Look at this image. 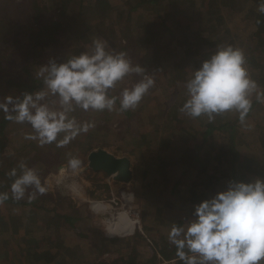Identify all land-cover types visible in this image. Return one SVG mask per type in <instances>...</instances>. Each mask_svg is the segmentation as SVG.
<instances>
[{"label":"rangeland","instance_id":"obj_1","mask_svg":"<svg viewBox=\"0 0 264 264\" xmlns=\"http://www.w3.org/2000/svg\"><path fill=\"white\" fill-rule=\"evenodd\" d=\"M60 1L0 0V102L6 96L19 97L26 93L29 85L15 88L12 85L13 81L22 79L26 81L28 80L26 78L30 77L40 82L43 77L38 73L49 59L54 58L58 63L64 62L73 55L89 50L95 39L107 41L109 51L124 52L134 66L139 64L144 68L145 72L141 74L150 75L155 84L144 96L140 105L129 112L84 111L77 107L71 113L77 123H91L94 126L87 133L82 132L63 147H57L55 143L41 147L37 141L26 140L25 136L33 131L31 126L27 123L17 124L13 120L8 121L5 130L6 146L0 153V164L3 162L4 165L10 166L8 163L11 162L16 165L17 162L23 160L22 163L36 169L48 190L44 195L37 196L40 199L39 206L43 208V210L39 209L41 210L40 218H34L27 213L21 221H24V224H21L22 228H26L27 225L29 227L25 230V236L24 233L22 234L26 238L25 242L18 240L20 234L14 232L13 224L10 225L8 221H3L0 215V223H7V225L3 224L6 232L1 233L0 229V264H44L35 263L33 259L26 258V248L32 246L46 252L52 251L57 255L55 258L49 256L54 260L49 264L64 263L62 261L70 264H78L79 261H82V264H90L93 261H110L114 257L119 258L120 252H126L132 245L139 248V259L143 261L142 263L150 264V258L154 251H157V244L161 242L160 240H168L170 226L164 224L165 218L172 215L176 222L178 221L176 218L187 222L192 218L194 206L201 201L199 194L193 197L189 195L185 199L182 197L178 199L176 202L181 206L176 207L171 198L168 199L169 190H172V186L175 185L173 179H176L178 173L175 166H183L197 156L212 158L205 147L214 143L222 145L230 143L229 131L207 137L203 133L206 128L205 123L208 121L206 116H202L204 119L202 117L200 119L191 118L180 110L188 98L185 84L193 75V70L186 63L185 56H179L182 54L180 42L184 41L188 34L192 39L200 38L191 10L194 11L193 7L197 9L203 0H178L179 2L171 4L173 13L171 9L165 10V5L168 7V1L138 6V0H111V7L109 6L107 11L98 9L81 11L78 3L73 2L70 7L64 9ZM238 1L239 3H234V9L225 7L222 10L225 21L232 29V33L225 39V44L231 43L232 36L239 42L235 35L237 29L245 32V35L241 36L248 40L249 23L244 16L249 11H259V3L255 0ZM134 7L137 8L134 9ZM37 10L41 11L39 17L41 16L43 24L51 21L60 24L57 30L51 29L48 25V29L54 32L53 37H49L52 40L45 38V41L44 36L46 35L43 33L38 35L40 27H36L38 24L36 22ZM147 22L153 24L152 28ZM146 39L147 43H152L150 44L152 47L145 46ZM38 40L39 45H35ZM154 47L156 48L154 50L159 52L157 53L159 56L153 62L147 61L148 51ZM236 48L243 49L242 46ZM170 54L180 57V60L177 64L168 62V68L162 69L166 65L162 62L167 57L165 55ZM141 74H129L118 82L116 88L110 90L109 94L119 95L124 88H132L143 78L140 77ZM42 90L47 91L44 82L35 92ZM257 91H261L259 86ZM52 98L54 97L49 95L47 99L51 101ZM252 100H256L255 93H253ZM259 101H261L259 104L253 105L252 111L243 124L237 121L238 149L249 159L252 157L256 160L250 163L249 172L254 176L246 174L244 177H239V180L244 182L256 178L264 179V124L260 125L261 117L264 116V100ZM177 105H180L179 110L176 108ZM118 107L119 102H117ZM176 113L179 115L178 121L183 120V123L178 124V121L173 120ZM0 115L2 118L6 113L0 111ZM235 118L237 117L234 116ZM152 130L155 131L152 132ZM136 134H151L150 138L153 139L155 136V139L151 144L144 141L137 143L134 140ZM253 134L257 135L256 140L252 139ZM63 136V133L60 134L58 140L63 139ZM247 136V141L250 140L248 141L250 143L245 144L243 141ZM15 146L16 148L22 146L24 149L16 152V161L12 159L7 163L4 155L15 153ZM89 146L93 148L89 149ZM98 148H105L117 156L129 157L133 169L131 181H115L105 172L89 168L88 155ZM26 151L32 156L34 154V157L27 155L29 157L27 161L24 160ZM72 156L82 161L81 168L75 171L68 167V159ZM145 156L163 157L164 159V161H157L160 166L152 165L153 167L150 168L152 175L148 182L153 184V189L149 185L146 186V181L139 180L144 169L140 167V162ZM166 160L172 161L171 169ZM223 168L227 167L221 169ZM203 174L200 173V175ZM136 175L137 180L134 179ZM228 178L222 175L225 184L222 185V181L218 184L214 183L211 187L213 193L208 189V197L223 190L226 182L232 180ZM184 181L183 183L191 186L194 179H189L186 175ZM31 191L33 190L29 189V192ZM0 192H8L12 199L10 186L0 188ZM126 192H132L136 199L129 203L121 196V193ZM176 195L180 197L181 192L178 191ZM194 197H197L195 203L191 200ZM21 200L29 201L28 195L26 194ZM96 204H100L103 208L94 209L93 205ZM129 204L140 210L142 230L137 224L132 234H128L129 232L126 234L128 229L125 228L116 234L109 235V226L117 221L116 217L119 214L129 209ZM13 205L10 201L0 204V213L8 214V210ZM42 206L55 210L47 214ZM15 209L20 212L18 206L12 208L13 211ZM146 209L151 212V218L155 221L153 234L151 230L148 231L144 223L143 216ZM31 211L35 213L37 209L31 207ZM56 211L68 215L71 220L52 218ZM131 218V220L135 219V217ZM182 224L177 223V225ZM34 226H38L39 229H35ZM138 233L143 238H140ZM103 237H121L122 240L113 247L115 250L107 251L101 242ZM20 242L23 251L16 248ZM65 247L67 249L61 250ZM60 253L63 256H59ZM72 253L78 257L73 256ZM63 257L66 259L62 260ZM139 259L137 258V261ZM163 263L159 255V260L154 264Z\"/></svg>","mask_w":264,"mask_h":264},{"label":"clouds","instance_id":"obj_2","mask_svg":"<svg viewBox=\"0 0 264 264\" xmlns=\"http://www.w3.org/2000/svg\"><path fill=\"white\" fill-rule=\"evenodd\" d=\"M259 11L264 13V0H259ZM108 47L107 41L95 39L89 50L64 62L49 59L38 73L47 91L6 96L0 102V111L17 124L31 126L33 131L25 136L26 140L37 141L41 147L53 143L63 147L94 126L77 123L71 115L77 107L96 112L135 110L155 81L144 75L132 88L109 95L126 76L145 70L139 64L134 66L124 52H112ZM185 87L188 98L180 110L191 118L207 116L211 121L218 115L236 112L243 124L252 109L253 93L258 101L264 100V93L257 91L258 85L246 67L244 52L232 45L218 47L203 60ZM49 95L56 100L49 101ZM62 133L63 139L58 140ZM81 166L80 158L68 159L73 171ZM18 167L19 172L13 168L7 173L13 178L10 192L14 200L27 194L31 202L47 192L35 168L25 163ZM121 196L129 203L136 199L132 192ZM8 199V192H0V204ZM168 240L182 264H264V179L227 181L223 190L194 206L191 219L173 226Z\"/></svg>","mask_w":264,"mask_h":264},{"label":"trees","instance_id":"obj_3","mask_svg":"<svg viewBox=\"0 0 264 264\" xmlns=\"http://www.w3.org/2000/svg\"><path fill=\"white\" fill-rule=\"evenodd\" d=\"M110 1L111 0H61L60 4L64 9H67L68 7H70L71 3L73 2L76 4L78 3L79 10L81 11H86V9L87 10L98 9L100 11H107V9H109V6L111 7ZM138 1H139V3H137L138 6H142L145 4L148 5L151 3L156 4V3L168 1L167 3L168 7H166L165 5V8H166L165 10L171 9V12L173 13L171 4H175L176 1L178 0H138ZM255 2L259 3V0H255ZM234 3L237 4L239 3V1L238 0H203L202 4L199 7H197V9L193 7V10L197 13V15H195L196 13H194V11L192 10H191V14L194 19L195 25H197L199 29L200 38L192 39L190 35L188 34L186 36V39L180 42V44L182 45V54L179 53L181 54L179 56H185L186 63L188 64L189 68L193 70V73H194L195 70L200 67L201 62L207 59L208 57H210L217 50L218 47H222L225 45H232L233 47L242 46L243 47L242 51L244 52L245 57H246V67L249 71V74L251 75V78L254 79L256 83L258 84V86L261 88L260 93H264V13H261L260 11L255 10V12L249 11L247 15L244 16V19H246L249 23L248 24L249 32H247L248 40L244 39V37L241 36V35H245V32L237 29L235 30L236 31L235 35H237L239 42L236 39H234L232 36L231 39L233 40V42L231 40L230 44H225V39L232 33V29L228 26V23L225 21L224 15L222 14V10L225 7L234 9L235 8ZM136 8L137 7H134V9ZM36 13H37L36 22L38 23L36 24V27L38 26L40 27V31L38 32V35H42L40 33H43V35H46V37L44 36V40L45 38H47L48 40H52V38H49V37L50 36L53 37L54 32L48 29V25L51 26V29L57 30L59 29L60 24L56 21H51V22L43 24L40 19L41 16L39 17V14L41 13V11L37 10ZM193 19L191 21L192 24H193ZM147 24L150 25V28H152L153 24L148 23V22ZM163 25H165V23H163ZM243 29L245 30L246 28H243ZM141 36L145 37V35H141ZM54 38H55V35H54ZM38 42L39 40L35 42V45L37 44L39 45L40 42L39 43ZM144 44L147 47H152L150 46V44L152 43H147V39L145 40ZM154 49L156 48L155 47L153 49L151 48L150 51H148L149 55L147 57V61L153 62L157 60L159 56L158 55L159 52H157ZM165 56L167 57L165 61H162V62L165 63L166 65L162 67V69L168 68V62H170L169 64L171 63L177 64L178 60H180V57H174L172 54H170L169 56L168 55H165ZM144 75L141 74L140 77H143ZM26 79L28 80L26 81L24 79L15 80L13 81L12 85L15 88L16 87L20 88L25 85L27 86L29 85L28 88L26 89V92L34 93L36 90L40 89V87L43 84V80H41L40 82H37V79L35 78L31 79L30 77H28ZM260 102L261 101H258L257 99L253 101L252 109H253V105L259 104ZM179 106L180 105L176 106L178 110L180 108ZM234 116L237 118L234 119ZM173 118H174L173 120L178 121L179 115L176 113V115ZM263 118L264 116L261 117L260 125L264 124ZM202 119H204V117H202ZM206 119L208 121L205 123L206 128L203 132L204 135H207V137H210L215 134H219L220 132L229 131L230 132V141H229L230 143L228 145H222L221 143L217 142L219 145L214 143L209 147H205V149L209 150V154L212 155V158H207V157L204 158V156H201V157L197 156L196 158L192 159L191 162L185 163V165L183 166L181 165L175 166V168L178 169V173H177L176 179H173V182L175 185L172 186L173 187L172 190H169L170 197H168V199L171 198V200L175 203L174 205L176 207L181 206L177 204L176 202L181 197L185 199L186 196L190 195L191 197H193L194 195L199 194L200 200L209 198L208 189L211 190V187L214 183L218 184L219 182L222 181V185L225 184V180L222 179V175H224V177L225 176L229 177L228 179L238 180V181H240L239 177H244L246 176V174H248L249 176H254V175H251L252 173L249 171L251 170L250 168L251 161L252 160L256 161V160H254L252 157L249 159V157L245 153L241 152L238 149L239 147L238 130L239 129L237 127V121H239V118L236 112H228L223 115H218L215 117L214 120H211V121L208 119L207 116H206ZM8 121L9 119L6 118V115L0 118V153L3 152L6 146L5 130L8 126ZM177 123L178 124L183 123V120L181 122L178 121ZM153 131L155 130H152V132ZM136 135L134 137V140H136L135 142L137 143H140V141H144V142H148L149 144H151L153 139H155V136H153V139L150 138L152 137L151 134L149 135L139 134L137 136ZM247 139H248V136L243 141L245 144L248 141H250V140L247 141ZM252 139L256 140L257 135L253 134ZM22 146H19L17 148L15 146V150H14L15 153L4 155V158H6L7 163L12 159L16 161V157H17L16 152H19L21 149H24L22 148ZM226 146H229V148H226ZM168 147L170 148V145H168ZM92 148H93L92 146H89V149H92ZM28 153L29 152L26 151L24 155L25 161H27V158L29 159L27 155H29L30 157L32 156L31 153L30 154ZM32 157H34V154ZM158 160L164 161L163 157L145 156L140 162V167H144V169L142 170L143 173L141 174V178H139V180L142 179L146 181L147 182L146 186L149 185L151 186L152 189H153V184L148 182V179L152 175L150 168L152 165L160 166V164L157 163ZM22 161H19V162L22 163ZM166 161L168 162V165L170 166L169 169H171L172 161L171 160L170 161L166 160ZM19 162H17L16 165H13L11 162H9L8 164H10V166H8L7 164L4 165L3 162L0 164V166H3L2 168H0V177H1L0 178V188L1 189L7 188L8 186L11 185L13 178L9 177L7 173H9L13 168H17L19 172V167H18L20 164ZM222 167H227V168L221 169ZM221 171L223 172L220 175H217V173H220ZM200 173H204V174L200 175ZM186 175H188L189 179H194V181L191 182V186H188L185 183H183L185 182L184 177H186ZM134 179L137 180L138 176L136 175ZM183 184L184 186H182ZM197 188L199 189L197 190ZM178 191L181 192L180 197L176 195ZM175 196H177V198ZM195 198L197 197H194L191 199L193 200L194 203L196 202ZM9 201L14 204L13 207H10V209L8 210L9 211L8 214L4 212V214L0 213V215L3 217V221H6V222L8 221L7 223H10V225L11 223L13 224L14 232L20 234V236L18 237V240L25 242L26 241V238L24 237L25 232H26L25 230H28L29 227L27 225L26 228H22L24 221L23 222L21 221L22 219H24L25 217L24 215L27 213H29V215H31L34 218H38V219L40 218L41 210L39 209L43 210V208H40L41 206H39L38 201H40V199L37 197L36 199L31 200V202L23 201V200L17 201V200H14L13 198L11 199L9 196V199L5 202H9ZM16 206L20 208V212L16 211V209L14 211L12 210V208ZM31 207L36 208L37 212L33 213L31 211ZM44 208H45L44 211L47 214L55 210V209L54 210L48 209L46 207ZM188 209L191 210L190 208ZM28 211H31V212H28ZM52 216H53L52 218L65 219L67 221L71 220V217H69L68 215L61 214L57 211L54 212V215ZM146 217H147V211H145L143 218L146 219ZM168 218L174 219L173 217H166L165 221L167 222V224H168ZM7 223L6 224L0 223V226H2L3 224L7 225ZM176 223L182 224L183 222L177 221ZM34 228L39 229L38 226H34ZM0 229H1V233L7 231L4 225L0 227ZM23 233H24V236L22 235ZM138 234L140 238H143V236L140 233ZM33 240L35 241V239ZM121 240H122L121 237H112V238L103 237V239H101V242H102V245L105 246L107 251H112L113 247L116 246V243H119ZM36 241L38 242V240ZM160 241L161 242L157 244L158 246L157 251H154L152 257L150 258V261H149L150 264H154L155 262H157L159 260V255H161V257H164L165 259L177 258L175 246L170 244L168 240H160ZM21 246L22 245L20 242V244L19 243L17 244L16 248L23 251V248ZM65 249L67 248L65 247V248H62L61 250H65ZM26 251H27V253H25L26 258L31 259V260L33 259L35 263L49 264V262L54 261L51 258L57 257V255H55L52 251L48 250L46 252L43 249H39L35 246L27 247ZM62 253L58 255L63 256ZM73 256L78 257L77 255H73ZM118 256L119 258L114 257L110 261L99 260L97 262L93 261L90 264H144L142 263L143 261L139 259V256H140L139 248L134 245H132V247H129L128 250H126V252H120ZM137 258L139 259V261H137ZM65 259L66 257H63L62 260H65ZM62 262L64 263H61V264H70L66 261H62ZM78 264H82V261H79ZM177 264H182V262L178 260Z\"/></svg>","mask_w":264,"mask_h":264},{"label":"water","instance_id":"obj_4","mask_svg":"<svg viewBox=\"0 0 264 264\" xmlns=\"http://www.w3.org/2000/svg\"><path fill=\"white\" fill-rule=\"evenodd\" d=\"M88 167L103 171L115 181L129 182L133 177L132 161L127 156H117L105 148L92 150L88 155Z\"/></svg>","mask_w":264,"mask_h":264},{"label":"bare ground","instance_id":"obj_5","mask_svg":"<svg viewBox=\"0 0 264 264\" xmlns=\"http://www.w3.org/2000/svg\"><path fill=\"white\" fill-rule=\"evenodd\" d=\"M76 188V187H74ZM104 206V205H102ZM94 207V205H93ZM103 207H101L100 204H96L94 209H101ZM104 208H106V206H104ZM131 219L128 218V216L122 212L121 214H119L118 216V220L113 223L112 225L109 226V230L112 232V233H118V231H121V230H124L125 228L128 229L129 227H134V224L132 222H130Z\"/></svg>","mask_w":264,"mask_h":264},{"label":"crops","instance_id":"obj_6","mask_svg":"<svg viewBox=\"0 0 264 264\" xmlns=\"http://www.w3.org/2000/svg\"><path fill=\"white\" fill-rule=\"evenodd\" d=\"M39 90V89H38ZM54 97V96H53ZM51 101H55V97L54 98H52V100ZM148 209H146V211H147ZM168 217H172V215H168ZM178 221H180V222H185V221H183V220H181V219H178V218H176ZM164 222V224L166 225L167 224V222L164 220L163 221ZM144 223L146 224V226H147V228H148V231H150L151 230V232H152V229H153V224L155 223V221L151 218V212L150 211H147V217H146V219L144 220ZM168 226H170V230H171V228L173 227V226H177V223H176V221L174 220V219H170V218H168ZM154 232H152V234H153ZM169 241V240H168ZM162 259H163V261L164 260H166V261H170V263H168V262H164L163 264H177L178 263V258H170V259H165L164 257H162Z\"/></svg>","mask_w":264,"mask_h":264},{"label":"built area","instance_id":"obj_7","mask_svg":"<svg viewBox=\"0 0 264 264\" xmlns=\"http://www.w3.org/2000/svg\"><path fill=\"white\" fill-rule=\"evenodd\" d=\"M128 208H129L128 210H124V213L128 216L129 219H132L131 217H133V218L135 217V219L130 221V222H132L134 224V227L133 228L129 227L128 230L126 231V234L128 232H129L128 234H132L135 231L137 224H138L140 230H142L141 224H140L141 223L140 222V210H137L135 207H133L130 204L128 205ZM118 216L116 217L117 220H118ZM115 222H113V223H115ZM164 262L170 263V261H166V260H164Z\"/></svg>","mask_w":264,"mask_h":264}]
</instances>
